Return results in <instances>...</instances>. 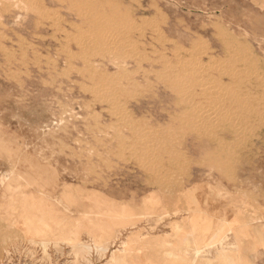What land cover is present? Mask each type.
Returning a JSON list of instances; mask_svg holds the SVG:
<instances>
[{
	"label": "rangeland",
	"instance_id": "obj_1",
	"mask_svg": "<svg viewBox=\"0 0 264 264\" xmlns=\"http://www.w3.org/2000/svg\"><path fill=\"white\" fill-rule=\"evenodd\" d=\"M0 251L264 264V0H0Z\"/></svg>",
	"mask_w": 264,
	"mask_h": 264
},
{
	"label": "bare ground",
	"instance_id": "obj_2",
	"mask_svg": "<svg viewBox=\"0 0 264 264\" xmlns=\"http://www.w3.org/2000/svg\"><path fill=\"white\" fill-rule=\"evenodd\" d=\"M138 6V5H137ZM141 6V5H140ZM128 15V14H127ZM122 16V15H121ZM166 16V15H165ZM165 18V17H164ZM123 19V18H122ZM158 20V19H157ZM181 21V20H180ZM147 21H145V23H146ZM158 22V21H157ZM127 23V22H126ZM133 23V22H132ZM144 23V24H145ZM153 23V22H152ZM151 23V24H152ZM124 24H125V22H124ZM149 25V24H148ZM163 25V24H162ZM121 26H123L122 24H121ZM131 26V25H130ZM143 26V25H142ZM43 27V26H42ZM133 27V26H132ZM152 27V26H151ZM124 29V28H123ZM130 30V29H129ZM5 32V31H4ZM128 32V31H127ZM130 32V31H129ZM134 32V31H133ZM146 32V31H145ZM96 33V32H95ZM137 33V32H136ZM154 34H156V33H154ZM70 35V34H69ZM96 35V34H95ZM120 35V34H119ZM122 36V35H121ZM104 37V36H103ZM142 37V36H141ZM95 38V37H94ZM97 38V37H96ZM114 38V37H113ZM10 39V38H9ZM84 39V38H83ZM21 40V39H20ZM45 40V39H44ZM70 40V39H69ZM75 40V39H74ZM85 40V39H84ZM102 40V39H101ZM91 41V40H90ZM99 41V40H98ZM6 42V41H5ZM25 42V41H24ZM76 43V42H75ZM86 43V42H85ZM93 43V42H92ZM117 43V42H116ZM70 44V43H69ZM87 44V43H86ZM21 45V44H20ZM96 45V44H95ZM19 47V46H18ZM116 47V46H115ZM119 48V47H118ZM121 48V47H120ZM133 48V47H132ZM83 49V48H82ZM176 49H177V47H176ZM251 49V48H250ZM11 50V49H10ZM88 50V49H87ZM177 51V50H176ZM13 53V52H12ZM97 54H98V52H96ZM95 53V54H96ZM103 53V52H102ZM15 54V53H14ZM95 54H93V55H95ZM105 54V53H104ZM118 54V53H117ZM151 55V54H150ZM119 56V55H118ZM24 57V56H23ZM44 57V56H43ZM115 57V56H114ZM134 57V56H133ZM7 59V58H6ZM134 59V58H133ZM132 59V60H133ZM144 59H145V57H144ZM167 59V58H166ZM219 59V58H218ZM101 60V59H100ZM105 60V59H104ZM66 61H68V60H66ZM161 61V60H160ZM84 62V61H83ZM149 63V62H148ZM201 63V62H200ZM71 64V63H70ZM65 65V64H64ZM97 65V64H96ZM166 65H168V64H166ZM195 66H197V65H195ZM36 67V66H35ZM71 69V68H70ZM139 69V68H138ZM73 70V69H72ZM168 70V69H167ZM221 70V69H220ZM128 71V70H127ZM210 71V70H209ZM208 71V72H209ZM76 72V71H75ZM123 72V71H122ZM157 72V71H156ZM30 73V72H29ZM198 73V72H197ZM212 73V72H211ZM219 73V72H218ZM124 74V73H123ZM207 74V73H206ZM144 75H146V74H144ZM199 75V74H198ZM6 76V75H5ZM81 76V75H80ZM90 76V75H89ZM84 78V77H83ZM110 78V77H109ZM124 78V77H123ZM159 78V77H158ZM170 78V77H169ZM212 79L211 80H213V76L211 77ZM112 79V78H111ZM127 79V78H126ZM168 79V78H167ZM190 79V78H189ZM125 80V79H124ZM166 80V79H165ZM219 80V79H218ZM91 81V80H90ZM73 82V81H72ZM133 82V81H132ZM162 82V81H161ZM19 84V83H18ZM153 85V84H152ZM187 85V84H186ZM203 85V84H202ZM233 85V84H232ZM207 86V85H206ZM214 86H216L215 84H214ZM87 87V86H86ZM100 87V86H99ZM113 87V86H112ZM191 87V86H190ZM97 88V87H96ZM71 89V88H70ZM83 89V88H82ZM108 89V88H107ZM176 89V88H175ZM186 89V88H185ZM210 89V88H209ZM215 89V88H214ZM121 90V89H120ZM143 90V89H142ZM152 90V89H151ZM69 91V90H68ZM129 91V90H128ZM141 91V90H140ZM139 91V92H140ZM217 91V90H216ZM90 92V91H89ZM110 92V91H109ZM185 93V92H184ZM206 93V92H205ZM201 94V93H200ZM213 95V94H212ZM113 96H115V95H113ZM179 96V95H178ZM202 97V96H201ZM104 99V98H103ZM135 99V98H134ZM111 100V99H110ZM201 100V99H200ZM221 100V99H220ZM227 101V100H226ZM104 102H106V101H104ZM114 102V101H113ZM177 102V101H176ZM209 103V102H208ZM90 104V103H89ZM101 104V103H100ZM116 104V103H115ZM188 104V103H187ZM238 105V104H237ZM205 106H206V104H205ZM204 106V107H205ZM209 106V105H208ZM114 107V106H113ZM93 108V107H92ZM118 108V107H117ZM120 109V108H119ZM124 109V108H123ZM124 111V110H123ZM198 112V111H197ZM244 112V111H243ZM95 113V112H94ZM242 114V113H241ZM199 115V114H198ZM234 115V114H233ZM93 116V115H92ZM98 116V115H97ZM238 116V115H237ZM171 118H172V116H171ZM193 118V117H192ZM54 119V118H53ZM237 120V119H236ZM20 121V120H19ZM211 121V120H210ZM234 121V120H233ZM245 121V120H244ZM129 122V121H128ZM213 122V121H212ZM228 122V121H227ZM236 122V121H235ZM70 123V122H69ZM207 123V122H206ZM256 124V123H255ZM194 125V124H193ZM206 125V124H205ZM131 126V125H130ZM161 126V125H160ZM192 126V125H191ZM258 127V126H257ZM182 129V128H181ZM245 130V129H244ZM106 131V130H105ZM147 131V130H146ZM202 132V131H201ZM209 132V131H208ZM243 132V131H242ZM245 132V131H244ZM194 134V133H193ZM155 135V134H154ZM117 138V137H116ZM164 138V137H163ZM175 138V137H174ZM198 138V137H197ZM210 138H211V136H210ZM213 138V137H212ZM117 139H120V138H117ZM124 139H126V138H124ZM123 139V140H124ZM122 140V139H121ZM172 140V139H171ZM165 141V140H164ZM243 141V140H242ZM136 143V142H135ZM141 143H142V141H141ZM178 143V142H177ZM251 143V142H250ZM171 145H172V143H171ZM255 145V144H254ZM146 146V145H145ZM126 149V148H125ZM151 149V148H150ZM123 150V149H122ZM92 151V150H91ZM123 153H125V152H123ZM136 153V152H135ZM115 154V153H114ZM121 155V154H120ZM144 155V154H143ZM217 155V154H216ZM124 156V155H123ZM139 158H141V157H139ZM136 159V158H135ZM172 159V158H171ZM181 162V161H180ZM93 163V162H92ZM194 163V162H193ZM87 164V163H86ZM172 166V165H171ZM94 172V171H93ZM27 185V184H26ZM176 213V212H175ZM168 214V213H167ZM44 219V218H43ZM177 227V226H176ZM213 245H214V243H213ZM212 245V246H213ZM86 249V248H85ZM84 249V250H85ZM88 250V249H87ZM1 252V251H0ZM174 253V252H173ZM171 255V254H170ZM178 257V256H177ZM112 259H118L117 257H115V256H112ZM114 261V260H113ZM112 261V262H113ZM111 262V261H110ZM115 262V261H114ZM119 262V261H118ZM115 263H117V262H115Z\"/></svg>",
	"mask_w": 264,
	"mask_h": 264
}]
</instances>
